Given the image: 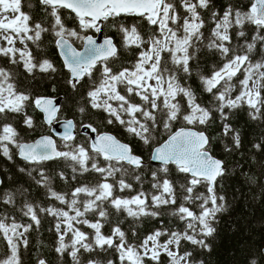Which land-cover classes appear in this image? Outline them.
Instances as JSON below:
<instances>
[{"label":"snow or ice","instance_id":"6c2138e0","mask_svg":"<svg viewBox=\"0 0 264 264\" xmlns=\"http://www.w3.org/2000/svg\"><path fill=\"white\" fill-rule=\"evenodd\" d=\"M37 4L43 16L25 11L24 0H0V154L12 159L10 146H15L33 165L20 171L67 210L35 205L29 202V189L6 190L0 181V239L6 242L0 264H23L21 248L29 246L27 234L40 227V213L58 218L55 251L70 255L72 264H204L196 256L212 250L209 237L217 231L218 214L226 210L220 187L228 173L225 162L211 153L208 128L219 121L222 136L231 141L225 150L231 152L242 146L240 133L230 123L236 110L246 108L249 117L264 126V0H249L246 6L229 3L222 11L213 0H37ZM69 13L78 22L76 27L68 26ZM141 22L151 31L145 28L142 33ZM105 29L114 31L108 35ZM49 37L63 58L71 89L80 93L87 87L90 107L107 112L111 117L107 123L118 122L142 144L156 145L151 160L162 167L149 173L153 192L143 189L148 162L114 135L96 136L90 147L73 146L74 125L68 120L62 134L66 151L50 136L33 143L20 140L12 121L23 115L24 125L34 130L27 112L33 103L49 123L59 111V99L33 98L21 90L14 67L21 66L32 79L37 73H56L54 62L38 59L29 47L31 42L39 49ZM77 41L82 51L75 46ZM17 42L23 47H16ZM128 49L135 51L130 66H125L122 56ZM204 56L211 63L201 69ZM196 79L199 83L193 88L189 81ZM85 111L86 107L79 108ZM81 126L85 135L97 132L92 125ZM161 137L166 138L160 142ZM253 148L264 152V142ZM61 161L80 176L99 174L97 183L79 185L70 194L52 190L47 170ZM59 176L68 179L63 172ZM132 181L141 190L119 195L133 190ZM17 211L31 223H19ZM165 215L175 218L171 227H156L143 236L135 228L126 230L119 219L147 217L167 225L161 219ZM84 226L91 231L82 230ZM66 236L70 243H65ZM37 264L47 262L41 258Z\"/></svg>","mask_w":264,"mask_h":264},{"label":"trees","instance_id":"16d2710c","mask_svg":"<svg viewBox=\"0 0 264 264\" xmlns=\"http://www.w3.org/2000/svg\"><path fill=\"white\" fill-rule=\"evenodd\" d=\"M33 2L32 8L38 9L37 0H33ZM213 3L217 10L222 11L223 6L229 3L246 6L249 0H213ZM40 14L43 16L42 11L37 12L38 16ZM68 15V26L76 27L78 22L74 23L72 21L71 16L73 14L69 13ZM145 28L151 31V28L145 22H141L140 30L142 33ZM113 31L114 29H105V33L108 35H111ZM88 34L92 35L93 33L90 31ZM115 38L120 41L119 34ZM50 40L51 37L48 38L46 43L44 41L41 48L36 49L33 53L38 59H50L54 62L58 71L51 74L37 73L36 78L32 79L21 70H18L20 73H17L16 79L21 82V89L31 94L33 98L63 99L60 119L73 120L79 132L75 140L70 142L73 146L84 145L90 147V138L80 133L83 128L81 125H92L97 128L98 134H113L123 143L129 144L136 154L141 155L148 162L149 166L144 169L142 176L143 189L153 192L154 190L150 187L152 178L149 173L160 168L150 164L151 155L156 145L142 144L138 139L128 134L118 122L107 123L108 119H111L107 112L90 107L86 99L87 87L82 88L80 93L74 92L67 83L69 74L63 67L58 50ZM75 46L78 49L82 48L79 41L76 42ZM133 51L135 49H128L123 52L122 60H124L125 66H130L128 61L131 60ZM202 59L206 63H202L200 68L206 69L210 66L211 61H208L207 56L202 57ZM119 66L118 63L117 67ZM195 71L197 69H194ZM189 83L192 84L193 88H196L199 81L198 79L195 81L190 80ZM198 95L201 94L198 93ZM201 99L205 100L206 97L201 95ZM82 106L86 107V111L83 113L79 112V108ZM31 108L35 111L34 130L24 127L21 117L17 118V116V119L12 121L20 135V140L25 143L33 142L44 135H52L51 129L45 124L43 115L35 109L34 103ZM123 118L129 119L127 115ZM230 123L240 133L242 140V146L231 152L225 150V144L231 146V141L228 137L222 136L221 129L218 127L219 121L208 128L212 138L211 153L216 158L223 160L228 169L227 177L220 187V192L225 197L223 203L226 210L218 214V223L215 224L217 231L213 237H209V242L212 245L211 252L201 250L196 258L204 261V264H252L253 261H256L257 264H264V260H262V257H264V179H261V173L264 172V167H262L264 165V152H258L253 148V144L264 142V126L258 121L252 120L247 114L246 108L236 110L230 116ZM177 126L182 125L178 124ZM164 138L166 137H161L160 142ZM64 144L65 141H58V147L66 151ZM10 147L12 149V159L0 154V176L3 179V187L6 190L9 188H27L30 192L29 202L41 207H56L67 210L64 205L48 194V190L44 186L36 185L27 175V172L20 171L21 168L31 169L33 165L20 160L15 146ZM99 159L102 160V157ZM57 164L58 167L50 166L47 174L52 177V190L60 194H70L75 187L82 184L97 183L99 174L93 173L89 177V174L86 173L84 176H80L78 172L73 173L72 168L67 166L66 162L61 161ZM170 168L174 169V166H170ZM60 172H63L68 179L61 178L59 176ZM244 173H247V175ZM170 174L175 175L174 172ZM74 175L77 177L75 180L71 179ZM125 179H130V177H125ZM252 180L257 182L252 183ZM132 182L134 184L133 190H126L118 194L121 196L135 195L137 191L141 190L135 181ZM68 198L71 199L70 195ZM39 215L42 218L40 227H34L27 234L29 246L21 248L23 264H37L38 259L41 258L47 264H72L70 255L61 256L55 251V248L59 246L58 234L55 230L58 218L46 213H40ZM16 218L21 224L31 223L28 217H24L18 211ZM95 219H99V217H95ZM116 219L115 216H112L110 222L115 224ZM119 219L123 221L126 230L135 228L139 236L145 235L156 227H171L175 220L174 217L165 215L161 219L167 221V225H157L155 221L147 217L141 221H133L130 217L124 219V216H120ZM82 230L91 231L86 226ZM66 237L65 243H70V236ZM5 243L4 240L0 239V254L6 251Z\"/></svg>","mask_w":264,"mask_h":264},{"label":"water","instance_id":"95a60500","mask_svg":"<svg viewBox=\"0 0 264 264\" xmlns=\"http://www.w3.org/2000/svg\"><path fill=\"white\" fill-rule=\"evenodd\" d=\"M105 34H106V33H105ZM98 42H101V41L98 40ZM57 50H58V48H57ZM79 50L82 51V50H83V47H82L81 49H79ZM58 54H59V50H58ZM59 57H60V59H61V61H62V63H63V58H62V56H61L60 54H59ZM65 70L67 71L66 68H65ZM67 72H68V71H67ZM50 99H53V100L55 101L57 98H50ZM58 99L60 100L59 111L56 113L55 118L51 121V123H49V122L47 121V119H46V114L43 113L40 109L37 108L38 112L41 113V114L43 115V117H44V121H45L46 125H47L49 128H51L52 135H45V136H50V137L56 142L57 146H58V141H64L63 138H62V134H63V132L65 131L64 124H65L66 121H68V120H60V112H61V108H62V102H63V99H62V98H58ZM71 121L73 122L74 127H73L70 131L72 132L73 136L76 138L79 132H78V129H77V127H76L75 122H74L73 120H71ZM80 133H81L82 135H85V129L82 128V129L80 130ZM103 134H109V133H102V134H98L97 132H96V133H91L90 130H89L88 135H85V136H87V137L90 138V145H91V143L93 142V139H94L96 136L103 135ZM110 135H113V134H110ZM42 137H44V136H42ZM40 138H41V137H40ZM40 138H38V139H40ZM117 139H118V138H117ZM34 142H35V141H34ZM121 142H122V141H121ZM31 143H33V142H31ZM122 143H123V142H122ZM58 148H59V147H58ZM18 156H19V154H18ZM19 159L22 160V161H24L20 156H19ZM24 162H26V161H24ZM27 163H29V162H27ZM29 164H31V163H29ZM150 164H151L152 166H155V167H162V164H161L160 162H153V161L151 160V161H150ZM0 181H3V179H2L1 176H0Z\"/></svg>","mask_w":264,"mask_h":264},{"label":"flooded vegetation","instance_id":"af4514ba","mask_svg":"<svg viewBox=\"0 0 264 264\" xmlns=\"http://www.w3.org/2000/svg\"><path fill=\"white\" fill-rule=\"evenodd\" d=\"M28 3H31V4H33L34 2H33V0H24V5H25V11H30V12H32V13H34V14H37V12H36V10L37 9H34V8H31V9H28L27 7H26V4H28ZM40 16H42L41 14H40ZM47 42V40H45V43ZM43 45V44H42ZM16 47H18V48H22L23 47V45L20 43V42H17V44H16ZM29 47L33 50V52L37 49L36 48V45H34V44H32L31 42H29ZM34 54V53H33ZM15 68H16V75H17V73H20L18 70H21L22 72H23V68L21 67V66H14ZM28 76H30V74H27ZM31 77V76H30ZM22 90V89H21ZM35 109H37L36 107H35ZM27 112H28V114L32 117V119H33V124H34V122H35V117H34V115H35V111H34V109L33 108H31V106L27 109ZM22 118V121L24 120V117H23V115H18V117L17 118ZM16 118V119H17ZM23 126L24 127H26L25 125H24V123H23ZM28 128V127H27Z\"/></svg>","mask_w":264,"mask_h":264},{"label":"rangeland","instance_id":"374dc122","mask_svg":"<svg viewBox=\"0 0 264 264\" xmlns=\"http://www.w3.org/2000/svg\"><path fill=\"white\" fill-rule=\"evenodd\" d=\"M70 214H72V213L70 212ZM65 227H66V226H65ZM61 231H64V228H63V227H62ZM65 238H67V237H65Z\"/></svg>","mask_w":264,"mask_h":264}]
</instances>
